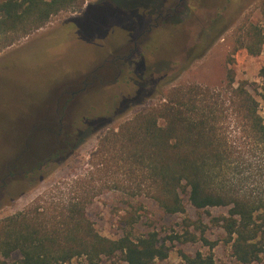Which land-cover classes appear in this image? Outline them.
<instances>
[{"label":"rangeland","instance_id":"rangeland-1","mask_svg":"<svg viewBox=\"0 0 264 264\" xmlns=\"http://www.w3.org/2000/svg\"><path fill=\"white\" fill-rule=\"evenodd\" d=\"M250 25L263 28L264 0H83L39 29L0 33V220L27 209L66 213L76 204L104 238L155 233L168 256L152 264H184L180 253L239 264L213 222L227 209L186 206L184 214L167 215L148 198L128 199L109 188V178L132 182L122 169L98 181L93 164L107 130L163 104L174 88L251 85L264 121V45L251 56L238 42ZM196 45L205 49L190 60ZM105 117L111 122L104 127L80 122ZM77 128L87 133L77 139ZM132 209L138 218L128 226ZM202 238L216 245L209 250ZM70 264L90 263L82 257ZM94 264L125 263L117 254Z\"/></svg>","mask_w":264,"mask_h":264},{"label":"trees","instance_id":"trees-1","mask_svg":"<svg viewBox=\"0 0 264 264\" xmlns=\"http://www.w3.org/2000/svg\"><path fill=\"white\" fill-rule=\"evenodd\" d=\"M82 4L83 0H0V33L13 29L26 34L30 26L39 29L52 15ZM238 42L239 48L258 56L264 26H248ZM204 49L193 46L190 60ZM259 76L264 82V68ZM228 84L222 91L196 85L172 89L163 104L107 130L93 166L98 181L122 169L121 175L132 182L124 186L109 178V188L123 190L128 199L148 198L167 215L184 214L186 206L195 211L227 209L213 222L232 257L239 264H264V121L256 90L245 83L233 88L232 80ZM124 110L115 109L114 115ZM100 121L103 127L111 122L109 117L80 120L85 129ZM86 133L77 128L75 137ZM66 210L44 214L27 209L0 220V264H70L82 257L94 264L117 254L125 264H152L168 256L155 233L107 239L93 229L84 207L70 204ZM135 211L127 212L126 225L137 221ZM202 241L209 250L216 245ZM180 257L184 264H214L210 253Z\"/></svg>","mask_w":264,"mask_h":264},{"label":"flooded vegetation","instance_id":"flooded-vegetation-1","mask_svg":"<svg viewBox=\"0 0 264 264\" xmlns=\"http://www.w3.org/2000/svg\"><path fill=\"white\" fill-rule=\"evenodd\" d=\"M162 16H163V15L160 14L158 17H156V18L153 20L154 23H157L158 21L162 20ZM166 16H167V15H166ZM54 155H57V152H55V154L52 153V154L50 155V157H52V156H54ZM40 167H41V166H40ZM40 167H39V168H40Z\"/></svg>","mask_w":264,"mask_h":264}]
</instances>
